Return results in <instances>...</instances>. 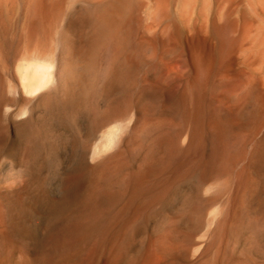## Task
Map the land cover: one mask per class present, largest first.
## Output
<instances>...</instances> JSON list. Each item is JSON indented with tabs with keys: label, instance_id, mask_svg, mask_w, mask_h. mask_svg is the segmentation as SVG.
Wrapping results in <instances>:
<instances>
[{
	"label": "rangeland",
	"instance_id": "obj_1",
	"mask_svg": "<svg viewBox=\"0 0 264 264\" xmlns=\"http://www.w3.org/2000/svg\"><path fill=\"white\" fill-rule=\"evenodd\" d=\"M62 1L68 12L77 4H44L52 11ZM116 1L125 5L127 0ZM131 1L118 38L104 45L110 44L101 49L104 55L100 51L92 114L63 126L47 123L39 101L58 76L52 62L60 57L61 22L66 24L67 15L56 22L40 9V0L1 7L0 264H264V233L238 234L232 227L239 199L252 183L251 165L256 159L264 163V107L258 105L264 100V0ZM124 40L137 57L147 54L139 55L147 65L133 57L126 70L115 67L113 52ZM36 61L52 66L38 97L26 92L21 73ZM213 84L222 94L234 88L244 118L222 141L190 148L192 134L183 115L198 95L227 107L214 103ZM203 86L209 87L205 93ZM125 93L157 99L153 107L126 108L119 100ZM211 147L220 155V172L183 183ZM242 158V164L235 163ZM174 180L179 192L172 201Z\"/></svg>",
	"mask_w": 264,
	"mask_h": 264
},
{
	"label": "bare ground",
	"instance_id": "obj_2",
	"mask_svg": "<svg viewBox=\"0 0 264 264\" xmlns=\"http://www.w3.org/2000/svg\"><path fill=\"white\" fill-rule=\"evenodd\" d=\"M75 1H77L76 6L73 8H70L71 6H69L71 11L68 12V9H66L67 7L63 6V2L65 3V1H62V4L60 6H56L53 4L56 7V9L52 10V8H51L52 11H49L50 7L46 6V4H44V0H40V6H39L40 9L43 12H45L46 14H49V15L54 16V17L56 16V20H57L56 22H59L58 20L64 19L65 16L67 15V18H66L67 20H63V21H66V24L63 25V23H65V22H63V23L61 22V31H60L61 52H60V57L59 58L55 57L54 58L55 60H53V62H52V64H56L57 73H58V76L55 78V84L53 83L54 84L53 88L51 90L47 91L45 94H41V93H43L44 89L46 88V84L48 82V79L51 76L50 75L51 64L48 65V64L39 62L40 61L39 60V61L33 62L32 64H29L28 66H26L23 69V72H21L23 75V78H24L23 82H24V87H25L26 92L30 95H33V96H37V95L41 94V98L39 101V108L43 107L44 111H46L45 113L47 114L46 115L47 123L55 124V121H56L61 126H63V124H75L78 120L84 118L87 115L92 114V112L94 110L93 108L96 106L95 101H94L95 98L93 97V91H95V88H97V85L99 83V81H98L99 72L101 71L100 70L98 72V70H97L98 65L101 66V62L99 61V59L101 57L100 51L104 47V45L107 44V42H113L116 38H118V36H119L118 35L119 34V23L121 25L120 20L123 17V10H124V8L127 9L132 2L131 0H127L126 3L124 2L125 3V5H124L121 2L118 3V1H116V0H75ZM16 2H17V0H0V9H1V7H10L11 8L14 6V4ZM33 2H37V1H33ZM56 3L58 4L60 2H56ZM48 4L52 5V2L51 3L47 2V5ZM44 5L48 8L44 7ZM31 8H32V6H31ZM35 8H36V6H35ZM37 9H39V8H36V10ZM2 10L3 9H1L0 12H3ZM6 10H7L6 12L10 11L7 8H6ZM49 15H46V16H48V19L50 20ZM0 17H1V14H0ZM1 18H0V21H1ZM43 18L46 19L47 17H44V15H43ZM45 19H43V20H45ZM54 19H52V20H54ZM2 20H4V19H2ZM46 21H47V19H46ZM3 22L4 21H2V23ZM44 25H47V23H45ZM2 26H3V24H2ZM47 26H44L43 28H45ZM49 26H52V25H49ZM34 29H36V28H34ZM50 30H51V27H50ZM50 30L49 31L43 30L45 33H47L46 35L48 36L47 37L48 39H51L50 34H49ZM3 31H5V30H3ZM3 37L6 38L5 36H3ZM118 43H120V45L114 49L113 57H112L114 60V63H115V67L118 70L124 71L127 68H129L128 67V66H130L129 63L131 62V60L134 59L133 57H136V59L138 60V63H140L141 61L144 60V59H142V58H144V55L147 56L146 53H144V55L142 53L143 57L141 58L140 56H142V55L138 52V54L140 56L138 55V57H137L136 52L134 50H132L127 45L126 40L118 42ZM114 44H115V42H114ZM114 44H113V46H114ZM109 45H107L104 48L105 49L109 48ZM115 45H117V44H115ZM104 48L102 50H104ZM102 52L103 51H101V53ZM104 52H106V51H104ZM189 53H191V52H189ZM152 55H154V50H152ZM146 58H148V56ZM146 60H148V59H146ZM145 61H143V62L145 63ZM142 63H141V66L144 64V63L143 64ZM150 63H152V66H154L153 62L150 61ZM138 65H137V67H138ZM148 66H150V64ZM197 69H198V67H197ZM202 70H203V68H202ZM132 72H135V71H132ZM200 73H199V77H200V75L203 77L202 74L203 73L205 74V72H203L202 74H200ZM134 74H136V73H134ZM205 75H206V77L207 76L210 77V75H208V74H205ZM54 76H55V73H54ZM208 77H207V79H208ZM132 78H134V77H132ZM223 78L228 79L229 75L224 74ZM157 80H158V78H156V81ZM159 80H160V77H159ZM164 80H166V79L163 78L160 80V82L161 83H162V81H163V83L166 82ZM200 80H201L200 81L201 83L204 81L202 79H200ZM189 81H191V80H189ZM197 81L199 82V80H197ZM190 83H192V81ZM204 83H206V81H204ZM216 83H217V81H216ZM197 84H200V83H197ZM166 85H167V83H166ZM191 85H193V84H191ZM206 85L207 84H205L204 86H206ZM208 85H209V83H208ZM249 85H252V82H250ZM141 86H143V85H141ZM196 86H200V85H196ZM204 86H203V88L206 89L207 86L206 87H204ZM208 88L206 90H203V92L207 91ZM198 89H199V87L196 90H198ZM233 89L234 88L225 90L224 93L222 94V92L220 91V86L213 84V87H212V97L213 98L212 99H213L214 103L215 102L216 103H224L225 105H227V107H225L224 109H221L220 107H217L214 104L212 105V103L208 102L204 98V95L200 96L198 94H197L198 99L196 101V105L192 108H189V109L186 108L187 110L184 112V115H183L184 120L183 121L185 122V125L188 127V129L191 130V134H192L191 144H192V146H190V148L194 147L193 145L196 143L199 146H201V144L205 145L206 143L212 145L216 139L223 138L225 135H227V134H229V133H231L237 129L240 121L244 118L245 113H244V109L242 106V101L240 98L235 96L236 91H233ZM184 90H183V92L186 91V90L185 91ZM192 90H194V89L192 88ZM200 90L201 89H199V91H198L199 93H200ZM203 92H202V94H203ZM192 93H195V92L193 91ZM257 94L255 93V98L258 99L257 96H260L259 94H261V93L259 92V94L258 95ZM263 94H264V92H263ZM263 94H261V98L264 97ZM185 95H186V92H185ZM154 96H155V94H154ZM154 96L153 95L143 96L141 94H137L136 96H134L132 98L130 93H125L123 96L120 97L119 100H120V103H122L126 108L130 107L132 104H134V106H136V108L137 107L141 108L143 106H150V105H152V107H153V104H155L156 99H157V96L156 97H154ZM209 97H210V95H209ZM185 98H186V96H185ZM255 98H254V100H255ZM249 101L251 102V100H249ZM259 101H261V100H259ZM247 102H245V103L247 104ZM250 102H248V104H250ZM254 102L256 103L257 100ZM262 102L263 103H261V102L258 103V105L260 107H262V106L264 107V105H263L264 100ZM109 103L107 104V109L105 110L106 114L109 113V110L111 107V105ZM252 103L250 104L251 106H252ZM261 104H262V106H261ZM247 105L244 106L245 109L247 108ZM250 105H248V106H250ZM160 106H162V105L160 104ZM251 106H250V110H251ZM157 107L155 106V108L152 110L153 111L155 109L157 110L158 109ZM263 107H262V109H263ZM177 108H176V110H177ZM255 108H257V107H255ZM257 109H259V107ZM246 110H245V112H250V111H246ZM254 110L255 109H253L252 112H254ZM159 112H160V114H162L161 111H159ZM151 113H150V115H151ZM155 113L157 114V112H155ZM182 114H183V112H182ZM152 117L155 118L154 115ZM150 118H151V116H150ZM157 119H160V117L156 118V121H157ZM144 120L146 121L145 118H144ZM144 120L141 119V121H144ZM43 121H44V119H43ZM59 125H57V126H59ZM140 125H141V123L139 124V126ZM155 125H156V123H155ZM169 125H171V124H169ZM48 126H50V125H48ZM147 126L149 127L150 125H147ZM40 127H42V126H40ZM151 127H153V126L151 125ZM133 128L135 129V127H133ZM153 128H156V126ZM51 130H53V129H51ZM141 130H142V132H144L145 127L143 126V128H141ZM138 131H139V128L136 129V131L133 133L135 134ZM149 131L151 132L150 129H149ZM152 131L154 132V130H152ZM182 132H183V130H182ZM45 133L41 132L40 135H43L42 137L45 138V136L47 137V135H46L47 133L46 134ZM146 133H148V131H146ZM161 134L162 133H160V135ZM181 134H183V133H181ZM262 134L264 135L263 132H262ZM136 136H138V134ZM189 136H191V135H189ZM162 138L164 139L165 137H162ZM48 139H49V137H48ZM160 139H161V136H160ZM160 139L158 138L155 140H160ZM226 139H227V137H226ZM53 140H56V138ZM109 140H112V139H109ZM169 140H170V137H169ZM218 141H216V142L218 143ZM220 141H222V139H220ZM149 142L153 143L154 141H152V139H150ZM160 142H162V139L160 140ZM260 142H262V139ZM47 143H48V141H47ZM169 143L170 142H168V144ZM253 143L259 145L258 141L256 142V140ZM49 144H50V142H49ZM53 144H54V142H53ZM222 144H224V143L222 142ZM171 145H172V143H170V146ZM218 145H219V143H218ZM254 147H255V145H254ZM151 148H153V147H151ZM187 148H189V147H187ZM147 150H148V148H147ZM245 151H244V154H248V153H245ZM258 151H259V148H258ZM247 152H248V150H247ZM259 153H257V154H259ZM250 154H253V153L249 152V155ZM149 155H150V153H149ZM254 155H256V154H254ZM219 156L220 155H217L216 152L212 149V147L210 149H208V151H206L202 155V162H201V165H199V167H197L198 170L194 171L192 176H186L185 178H183V183H186L188 181L190 182V180L193 177H196L199 180H201L204 177V175L209 174L211 172H214L215 170H218L219 161H221ZM150 157H148V158H150ZM246 157H249V156H246ZM243 160H244V158H242L241 162H239V161L235 162V160L233 162H235L236 164L237 163L242 164ZM246 161H247V159H246ZM150 167H148V168H150ZM151 169H153V168H151ZM245 170H247L246 167H245ZM218 171L220 172V169ZM251 172L253 175L252 179L250 178L252 180V183L250 184L251 186L249 189H247L248 190L247 193L241 198V202L239 199L240 204H239L238 208L235 210V213L233 214L234 218H232L233 219V221H232L233 226H232V223H231V226L234 228V232L236 230L238 234L241 232L248 231V230L254 231V229L258 232L264 233V163H261L260 159L259 160L256 159L251 165ZM249 176L251 177V175H249ZM208 178H210V177H208ZM248 183H249V181H248ZM174 184H175L173 187L174 190L172 189L173 190L172 201L177 199V193L179 192L178 191V189H179L178 185L179 184L175 180H174ZM199 184H201V183H199ZM242 184H243V182H242ZM236 196L234 197V200H235ZM235 202H237V201H235ZM234 208H236V207H234ZM232 231H233V229H232ZM250 233H253V232L249 231V233H247V234H250ZM258 236H260V235L258 234ZM249 237H247V238L249 239ZM251 238L253 239L252 236H251ZM260 238H262V237H260ZM253 241H256V240H253ZM164 242L165 241L163 240V243Z\"/></svg>",
	"mask_w": 264,
	"mask_h": 264
}]
</instances>
